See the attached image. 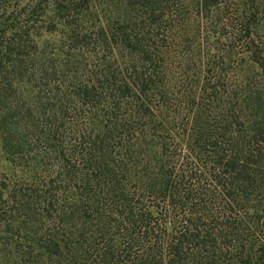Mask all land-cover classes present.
<instances>
[{
    "label": "trees",
    "instance_id": "16d2710c",
    "mask_svg": "<svg viewBox=\"0 0 264 264\" xmlns=\"http://www.w3.org/2000/svg\"><path fill=\"white\" fill-rule=\"evenodd\" d=\"M0 264H264V0H0Z\"/></svg>",
    "mask_w": 264,
    "mask_h": 264
}]
</instances>
